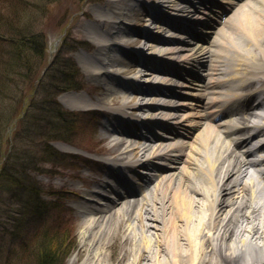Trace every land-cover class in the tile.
<instances>
[{"label":"bare ground","instance_id":"6f19581e","mask_svg":"<svg viewBox=\"0 0 264 264\" xmlns=\"http://www.w3.org/2000/svg\"><path fill=\"white\" fill-rule=\"evenodd\" d=\"M98 1L103 2L105 8L99 16H91L93 25L87 29L92 43L97 46L96 51L103 50L101 53L107 55L114 53L115 46L119 44L131 46L127 40L116 41V36L121 33L133 35L120 24L127 23L124 20H128L129 16L131 20V16L141 14L133 5L129 7L128 14L122 13L120 8L119 12L116 11L114 3L125 0ZM174 1H157V7L176 22L171 30L177 35L168 36L171 45L157 47L156 44L165 43L164 38L145 36L153 43L147 48L149 55L155 57L158 51L168 59L166 69L156 70L149 67L151 64L148 62L133 59L128 54L125 61L108 58L107 63L120 66L109 70L104 69L103 61L90 54L80 56L82 63L86 60L90 62L89 68H82L86 75L100 77L110 72L125 82L123 90L106 88L103 96L93 99L82 94L66 96L69 107H100L119 118L121 124L112 122L114 124L106 129L107 135L104 134L98 141L115 135L129 140L115 138L111 141V148H96L97 152L113 154L116 146L121 147L116 157L111 159L115 168L111 177L120 184L124 170L164 167L156 170L154 180L146 175L139 179L138 186L141 188L138 191H125L124 196L130 199L104 184L109 181L101 183L100 187L109 188L112 195L89 192L87 200L79 207V212L88 216L81 224L79 243L89 249L95 261H99L101 259L96 257L102 253L99 246L107 245L111 237H115L114 230L125 226L124 238H129L137 246L130 264H143L144 261L145 264H264V185H259L260 181H264V159L249 160L251 150L246 148L248 140L244 135L248 130L246 124L250 123V129H255L257 134L254 140L264 137V125L261 124L264 119L252 114L248 104L246 111H233L239 119L225 112L231 113L232 102L245 106L247 95L241 94V91L246 89L248 82L258 80L260 89L264 87V47L261 48L264 40V0H202L203 14L216 12L207 9L210 5L218 12L216 20L204 17L196 8L191 14L193 10H184V6ZM147 8L150 10V6ZM233 10V14L225 19ZM143 11L147 13L146 22L155 24L154 28L160 32L162 20L153 12ZM185 13L192 23L186 25L180 22L185 21ZM196 21L203 22L202 27L208 24L206 38L196 36L199 42L188 43V40L184 41L183 34L187 33L186 27L190 29ZM229 22L232 27L228 26ZM233 32H236L240 43L235 46L232 42L227 46L226 39ZM204 58L207 68L203 78L193 80L195 82L183 78L179 70L190 71L194 65L201 66ZM139 63L143 65V70L132 73L130 65ZM170 64H176L172 71ZM150 71L158 72V75L153 76ZM106 80L109 81L110 76H106ZM150 82L152 84L145 85ZM172 84L175 91L171 90ZM117 87L120 89V86ZM175 98L180 100L173 103ZM153 110L157 112L152 113ZM158 115L161 118L158 119ZM246 115L251 121L246 122ZM157 120L163 121L169 128L165 140L159 141L153 136L137 137L134 131L139 126L145 127L148 122ZM59 147L62 150L70 148L66 145ZM170 153H173L175 163L167 159ZM166 161L169 165L165 164ZM255 175L256 178L253 177ZM75 176L81 178L80 174ZM133 192L147 193L134 199ZM158 193L162 195L161 199ZM112 197L114 200H111ZM96 198L103 200V204L94 203ZM117 205L121 207L113 211ZM256 220L258 224L254 222ZM240 223H248L249 226L247 229L240 228ZM204 244L210 247L209 255L204 250ZM160 256L166 258L161 260Z\"/></svg>","mask_w":264,"mask_h":264},{"label":"rangeland","instance_id":"374dc122","mask_svg":"<svg viewBox=\"0 0 264 264\" xmlns=\"http://www.w3.org/2000/svg\"><path fill=\"white\" fill-rule=\"evenodd\" d=\"M37 0H15L16 6L14 8L20 9L21 6H26L28 3L36 2ZM72 1L75 5V10L72 8L71 12L74 14L73 19L71 20V26L68 30L66 36H65V45H67L66 49V55L69 57V59L74 62L77 67L81 70L82 67H88L87 64H84L79 59V50L84 49L89 52L95 51L94 44L87 38V28L91 24V20L89 18V15L91 13L98 14V11L105 8V4L102 2H98L97 0H88V2H85L86 0H83L79 4V9H81L78 12L76 11L77 7V0H62V2L51 4L49 6H46L45 9L47 11L46 18L49 17V19L44 20L43 15H38L36 18L33 19V26H37L38 24L47 21V32L50 38V44L51 49L50 51L53 52L54 50V44L53 41L58 38L57 35V28L58 25V18L59 16L64 13L61 12L62 9L65 8L66 2ZM4 3L2 0H0V3ZM128 5L132 4V2H126ZM124 3V4H125ZM123 4V6H124ZM136 6H139V3ZM120 5V4H119ZM81 6H85V8L82 10ZM116 6H118V3H116ZM70 7V6H68ZM121 8L122 6H118ZM15 11V10H14ZM61 12V13H60ZM59 13V14H58ZM2 14V16H1ZM13 15V12L10 9H7L6 11L0 12L1 20V27L4 25V23L7 22V20ZM20 13L17 15L15 12V20L20 17ZM20 25L23 24L22 17H20ZM130 22V21H128ZM134 27L132 26L131 29L135 32L139 31V29L144 28V26H140L138 22H130ZM12 24V23H11ZM1 34L7 36V31L2 30ZM230 36L228 39H226V43L230 41V39L234 36ZM136 37H134L135 39ZM142 43V42H141ZM31 46V45H30ZM4 47V46H3ZM12 48V46H7V48ZM32 47V46H31ZM139 46H136L135 48H138ZM264 47V40L261 42V48ZM37 51L40 50L39 46L37 45L35 47ZM128 49V48H127ZM126 49V50H127ZM125 49H120L117 52V58L121 59L123 58ZM61 55V54H60ZM112 56V55H111ZM54 57V54L48 55L47 58H45V62L43 64L44 68L47 65V59H52ZM66 57V58H67ZM99 58H102V55H98ZM65 58V59H66ZM37 59V58H35ZM259 60V58H258ZM34 61V60H33ZM81 62V63H80ZM42 64V61H39L34 64L36 67H40ZM64 62H62V65ZM62 65H60L58 68H60ZM39 69H35L31 72H37ZM43 70V69H42ZM48 70H46L47 72ZM82 71V70H81ZM31 72H28L26 70H23L20 74V77H17L16 80L13 82H7L4 83L5 86H0V127L2 126V123L10 110L12 108H15L18 105L19 99L22 96L24 85L27 83V80L31 79ZM45 73V70H44ZM83 73V72H82ZM1 74V73H0ZM84 75V74H83ZM10 78H14L13 75L9 74ZM83 86L84 90L80 91V94H83L82 92H85L89 97H101L103 88L106 86H101L100 83L105 80V77H99L97 79H94L91 76H83ZM1 83V81H0ZM99 86V87H98ZM66 93L60 94V96L57 98L58 101H62L63 107L68 110H76V109H69L66 107V97L64 96ZM42 96H45L43 93ZM37 96L33 98L32 105L29 108V113L36 112V110H33L35 100ZM36 106H40L38 104H35ZM41 107V106H40ZM75 114V119L72 120L74 123L72 127V131L69 130V133L64 134V138L69 141L66 143V145H72L79 148H85L86 147H93L95 148L97 146V138L98 135L103 134L102 129V123H104V120L101 122V117L97 115L96 113L93 114V112H88L85 114H79L77 112H73ZM44 127L47 125H43ZM24 129L25 125L22 123L19 124L18 128ZM28 127L30 129L34 128V126L29 122ZM1 129V128H0ZM18 131L17 139L14 143V147L12 146V152L11 156L9 157L7 161V167L12 172V178L14 182H16L15 185L10 184L9 189L10 191H7L6 187H2L0 184V264H26L30 263L35 260V251H34V245H35V238L31 239L30 237L35 233H39L37 235L38 237L41 236L44 232L50 233V235H53L54 228L57 225L59 228L60 235L59 236V250L60 252H64V257L66 254V251H70L73 246V251L70 252V254L65 260L64 264H83L85 261V264H130L131 255L133 253H136L137 246L132 244L129 240V238L124 233L126 227H119L118 229L114 230V235L111 237V239L106 243L107 245H101L99 246V250L102 253H99L96 257L100 258L101 260L95 261L93 259V255L89 251L86 246H82L79 243V233L82 228L81 224L85 221V218H88V216L82 215L78 211V205L83 203L82 198H76L71 199L69 193L74 191L73 184H77L80 188L79 182H75L78 179L71 180L70 177L71 174H75L76 172H79L82 168L75 167L76 163L77 165H81L82 160H78L79 157L77 156H65V158H55L52 160H47L46 157L43 156L42 148L43 145L39 144V138L42 140V137L40 136V132H38V139L35 137L34 132L33 133H25L24 131ZM48 130V127L44 128L42 130V133L46 135V130ZM52 134V133H51ZM62 144H65L63 142H60ZM58 143L53 144V148L55 147L58 152H61V150L58 149ZM110 139H108L105 142V146L108 147L110 145ZM54 148V149H55ZM64 152H70V151H64ZM115 152H119V148L116 147ZM77 159H74V158ZM46 160L49 162V164H40L42 161ZM36 161L38 162V165H34ZM51 166L54 168H57L59 170L56 174V179L53 181L51 179V176H53L54 173H50ZM27 167H38L39 171L38 174H34L31 171V175L33 177L34 184H31L29 182L26 183V186L28 189H35V187H38L39 190H41L44 193V196L41 198L43 200H47V209L44 211H41L38 214H35L32 210V204L31 199H29L23 192H22V173L28 172L29 168ZM12 168H15L19 173H16V170H13ZM27 168V169H26ZM26 169V170H25ZM42 172H45L43 176H40ZM91 172V171H90ZM83 173H86L83 171ZM89 173V171H88ZM67 181V182H66ZM80 181V180H79ZM63 182V184H61ZM8 185V184H7ZM63 187V191H61ZM85 187V186H84ZM4 189L3 191L1 189ZM165 189V188H164ZM163 189V190H164ZM168 189V186L166 187ZM264 194V192L262 191ZM46 194H50V196H47ZM141 198V195L137 193ZM158 196H161L158 193ZM28 198V199H27ZM135 198V197H134ZM71 199V200H70ZM104 202V201H102ZM158 202V201H157ZM157 204L155 203V206ZM121 205L115 206V211L117 208H120ZM72 208V209H71ZM22 212L20 218H14L18 217V212ZM10 214V219L8 218V215ZM16 214V215H15ZM89 215H91L89 213ZM249 221H252L251 218H249ZM258 224V221H254ZM253 222V223H254ZM248 224V223H247ZM247 224H239L240 228H246ZM247 229V228H246ZM52 233V234H51ZM114 237V238H113ZM207 243V242H206ZM154 244H156L154 242ZM208 244V243H207ZM204 244V250H207V255H209L210 247ZM154 246V245H153ZM209 248H208V247ZM262 249L264 251V245H262ZM102 254V255H101ZM256 255H258L257 252H255ZM101 255V256H100ZM264 255V252L263 254ZM210 258V256H207V258ZM96 258V259H97ZM165 256H160L159 259L164 260ZM33 259V260H32ZM93 259V261H92ZM96 262V263H95ZM143 262V261H142ZM145 264V261L143 262ZM231 264V263H227Z\"/></svg>","mask_w":264,"mask_h":264},{"label":"trees","instance_id":"16d2710c","mask_svg":"<svg viewBox=\"0 0 264 264\" xmlns=\"http://www.w3.org/2000/svg\"><path fill=\"white\" fill-rule=\"evenodd\" d=\"M11 30V24L9 27ZM14 40L16 41V45L13 49V55L11 56H7V58H5L4 55H0V79L1 81H4V83L7 82H13L16 80L17 77H20L21 72L23 71L24 68H27L29 66V61L30 59L28 57L22 58L23 56V52L26 48H28L29 50H33L36 54H38L37 49L35 48V46L32 45V41H29L31 39L30 34H21V36H19V34H14ZM28 43H30V45L32 47H28ZM22 63L23 67L19 68V64ZM25 64V66H24ZM32 69L29 68L27 71L30 72ZM9 74L13 75L14 78H10ZM64 79L66 82H68V85L65 88H62V90H67V89H78L79 88V84H78V72L76 69L72 68L71 71H66V74L64 75ZM5 84H2L1 87H4ZM11 112H13L12 110H10V112L8 114H10ZM57 113V114H56ZM55 114V118L56 119H60L61 124L59 126H56L57 124H52V131H54V136L56 137H63L64 133L67 130V112L64 111H56ZM29 122H31V124L34 126V128L30 129L28 127ZM40 122H42V119L40 117H33L32 115L29 117H26V119H23V124L25 125L24 129L26 130V132L30 133L31 131H35V137L38 139V132H40L43 127H41L39 124ZM21 123V121H20ZM56 126V128H55ZM0 135L2 133V126L0 127ZM23 129V127L21 128ZM40 136L43 138V140H41L39 138V144L42 145H47L45 144L48 141H52V139H54L53 136H48L46 138L45 135H41ZM13 169V168H12ZM16 170V169H14ZM5 171L8 172L6 174L7 181H10L13 175L11 173V171H9L8 167L5 168ZM16 173H19V171H15ZM27 179V178H26ZM29 180V179H28ZM29 194H30V199H31V204H35L37 205V207L45 205L44 203L41 202V200L39 199V191L38 190H33L30 189L28 190ZM33 211H36V206L32 208ZM61 231H54L53 235H50V233L48 232H44L41 236H37L39 235V233H34L30 238L33 239L35 238V245H34V251L36 253L35 255V260H33L30 263L29 262L26 264H64V260L69 256L67 254H70V252H72L75 246H73V248L70 251H66L65 257H64V252L59 250V236ZM52 234V233H51Z\"/></svg>","mask_w":264,"mask_h":264}]
</instances>
